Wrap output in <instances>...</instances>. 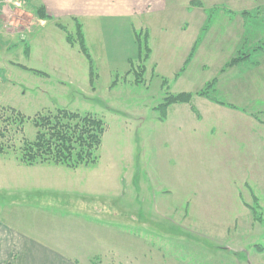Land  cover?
I'll list each match as a JSON object with an SVG mask.
<instances>
[{"label":"rangeland","instance_id":"obj_1","mask_svg":"<svg viewBox=\"0 0 264 264\" xmlns=\"http://www.w3.org/2000/svg\"><path fill=\"white\" fill-rule=\"evenodd\" d=\"M38 32L28 36L41 46L38 60L20 52L23 42L16 34L8 43L11 51L0 57V128L9 126L10 138H0V144H21L10 107L30 118L59 108L92 113L104 120L106 132L97 164L40 165L35 169L41 192L26 198L0 192V205L16 210L36 239L51 237L63 264H264V56H258L259 47L243 58L226 59L217 81H209L211 66L193 81L161 79L151 49L134 61L129 74L122 69L110 75L95 57L93 90L89 61L78 42L72 49L63 34L51 38ZM90 45L98 54L97 42ZM8 58L45 67L51 76L23 70ZM203 62L210 59L198 64ZM67 65H76L75 72L61 68ZM180 93L193 97L170 105L163 121L158 104ZM36 131L31 120L26 122V138L34 139ZM1 155L17 157L12 149ZM23 167L28 179L34 170ZM17 172L9 170L11 176ZM65 182L74 184L65 199L44 191ZM33 202L37 207L30 206Z\"/></svg>","mask_w":264,"mask_h":264},{"label":"crops","instance_id":"obj_2","mask_svg":"<svg viewBox=\"0 0 264 264\" xmlns=\"http://www.w3.org/2000/svg\"><path fill=\"white\" fill-rule=\"evenodd\" d=\"M78 26H81L92 58L102 60L110 75L122 69L126 74L132 73L134 61L140 62L143 54L137 36L148 40L153 65L161 79L173 77L176 81H193L200 79L198 74L211 66L213 78L209 81H217V75L228 62L226 59L243 58V53L248 56L255 45L259 47L258 56H264V0H0V57L11 51L8 43L16 34L23 42L20 52L29 59L33 54L38 60L42 53L41 46L35 43H38L36 37L28 42V36L37 30L51 38L63 34L61 36L68 43V48L74 49L68 35H76ZM91 42H97L98 54L91 53ZM122 44L125 45L124 50L121 49ZM36 48L38 53L34 51ZM65 53L72 55L70 51ZM201 59H210V62H203L200 66ZM8 62L12 63L9 58ZM12 64L46 78L51 76L47 69L43 71L45 67ZM75 66L61 68L75 72ZM87 74L88 87L95 90L97 69L95 76L91 77L88 64ZM9 156L0 155V192L3 195L19 193L26 198L37 191L40 193L43 185L41 175L36 173L39 170L35 168H40V165L63 166L52 163L26 165L16 156L14 159ZM23 166L34 170L28 179L25 178L28 171L22 169ZM11 168L21 174L11 176ZM72 184L59 183L56 188L48 187L44 191L54 194L55 198L65 195L62 198L65 199L70 195ZM105 196L101 198L109 202ZM82 203L79 206L83 210L85 206ZM30 204L37 207L35 202ZM6 209L0 205V264H63V254L49 243L51 237L46 241L36 239L25 230L22 219L15 214L16 210L10 212Z\"/></svg>","mask_w":264,"mask_h":264},{"label":"trees","instance_id":"obj_3","mask_svg":"<svg viewBox=\"0 0 264 264\" xmlns=\"http://www.w3.org/2000/svg\"><path fill=\"white\" fill-rule=\"evenodd\" d=\"M68 39L71 44L78 42L79 49L89 61L90 75L94 77L96 67L81 32V26H78L76 35H68ZM137 41L143 54L140 57V61H142L148 56L151 48L147 39L143 40L137 36ZM210 86L209 83L206 87ZM198 94H202V92L200 91ZM192 97L193 94L191 93H180L164 98L157 106L161 113L160 118L164 119L170 105L190 102ZM209 98L214 101L213 97ZM10 111L14 114L13 125L15 124L16 130L22 134L21 144L19 146H15L13 142L0 144V155L10 152L12 149L17 154L19 161L26 165L52 163L73 169L93 165L99 161V149L106 132V124L102 118L92 113H80L64 108L39 112L32 118L26 117L12 107H10ZM29 120L37 129L35 138L32 140L24 136V126ZM8 127L3 130L0 128V138L9 141Z\"/></svg>","mask_w":264,"mask_h":264}]
</instances>
